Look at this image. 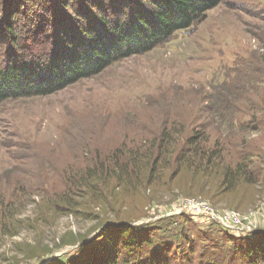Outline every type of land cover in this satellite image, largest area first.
<instances>
[{
    "label": "rangeland",
    "instance_id": "1",
    "mask_svg": "<svg viewBox=\"0 0 264 264\" xmlns=\"http://www.w3.org/2000/svg\"><path fill=\"white\" fill-rule=\"evenodd\" d=\"M58 1L0 0V20H57ZM164 130L174 147L204 134L222 165L249 168L246 179L224 194L217 167L177 175L164 158L153 173L147 153L157 157ZM124 165L143 175L117 180ZM191 198L242 214L264 204V0H224L149 53L53 95L0 104V264H100L116 252L212 264L240 238L164 216ZM121 226L144 242L140 252L125 254Z\"/></svg>",
    "mask_w": 264,
    "mask_h": 264
},
{
    "label": "trees",
    "instance_id": "2",
    "mask_svg": "<svg viewBox=\"0 0 264 264\" xmlns=\"http://www.w3.org/2000/svg\"><path fill=\"white\" fill-rule=\"evenodd\" d=\"M223 1L73 0L71 3L59 0L61 8L56 5L54 10L57 20H13L18 12L11 13L10 20H0V104L12 99L53 95L101 74L117 62L149 53L168 43L176 33L204 22L208 12ZM61 9L70 18L60 16ZM201 140L204 134L194 131L183 137L179 147H174L173 133L164 130L157 157L149 151L146 164L150 167L151 163L150 170L156 173L165 158L177 175L217 167L221 169L217 190L224 194L233 192L240 180L246 179L247 174L243 173L249 168L240 162L222 165L223 155L217 147L211 148L207 141ZM142 167L133 166L131 170L129 165L119 167L120 175L116 179H122L124 174L130 177L128 173L141 176ZM124 228L129 227L116 229L123 233L120 237L127 235L123 243L125 254L140 252L144 242L131 243L132 238ZM253 237L238 239L240 245L233 248L234 252L232 248L218 250L219 259L212 264H264V231ZM205 257V254L201 256L203 260ZM100 264L143 263L127 257L119 260L116 252L103 258Z\"/></svg>",
    "mask_w": 264,
    "mask_h": 264
},
{
    "label": "built area",
    "instance_id": "3",
    "mask_svg": "<svg viewBox=\"0 0 264 264\" xmlns=\"http://www.w3.org/2000/svg\"><path fill=\"white\" fill-rule=\"evenodd\" d=\"M187 214L195 220L201 228H218L237 237H251L264 230V204L249 214L229 209H217L207 201L200 199H184L171 212L164 216Z\"/></svg>",
    "mask_w": 264,
    "mask_h": 264
},
{
    "label": "water",
    "instance_id": "4",
    "mask_svg": "<svg viewBox=\"0 0 264 264\" xmlns=\"http://www.w3.org/2000/svg\"><path fill=\"white\" fill-rule=\"evenodd\" d=\"M191 30V29H190Z\"/></svg>",
    "mask_w": 264,
    "mask_h": 264
}]
</instances>
